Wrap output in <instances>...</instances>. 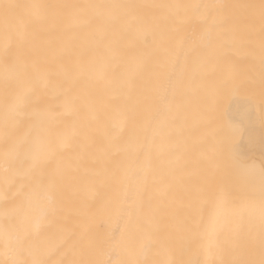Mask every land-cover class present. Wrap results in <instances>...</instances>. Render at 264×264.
<instances>
[{
  "label": "bare ground",
  "instance_id": "6f19581e",
  "mask_svg": "<svg viewBox=\"0 0 264 264\" xmlns=\"http://www.w3.org/2000/svg\"><path fill=\"white\" fill-rule=\"evenodd\" d=\"M2 2L0 264H261V0Z\"/></svg>",
  "mask_w": 264,
  "mask_h": 264
},
{
  "label": "snow or ice",
  "instance_id": "6c2138e0",
  "mask_svg": "<svg viewBox=\"0 0 264 264\" xmlns=\"http://www.w3.org/2000/svg\"><path fill=\"white\" fill-rule=\"evenodd\" d=\"M7 7H13V6L9 5ZM110 7H119V6L113 5ZM169 7L174 9L175 12L177 13L184 12L186 15L190 17L200 19L205 23L206 26L205 32H207L210 28L208 24L209 21L208 9L217 8L220 6L207 5V4L201 5L195 2L192 3L177 2L173 5H170ZM261 9H262V20H264V0H261ZM213 23H215V20H213ZM5 71H7V67L5 68ZM30 102H31V86L27 81H24L22 84L19 85V90L11 98L10 111L6 112L5 114L6 124L9 116L18 117L22 115L28 108ZM229 132H230V136L233 139L240 135L239 129L236 128H231ZM233 146L234 145L232 143H229L228 145L229 153H231ZM16 158L17 157L13 155V150H9L8 152H5L4 161H3V166L5 171H8V168L12 166ZM261 172L262 175H264V169H262ZM50 185L52 187L55 186V178L50 179ZM261 210H262V216H264V182H262L261 185ZM37 235H38V231H37ZM30 237L31 234L26 231L24 232L17 231L15 233H11L7 229H0V240L3 241L6 248L20 249L30 241ZM12 264H23V262L19 260H14L12 261ZM31 264H49V262L43 259H34L31 262ZM60 264H63V262L61 261ZM73 264H76V262H73ZM95 264H103V261H97L95 262ZM261 264H264V261H261Z\"/></svg>",
  "mask_w": 264,
  "mask_h": 264
},
{
  "label": "rangeland",
  "instance_id": "374dc122",
  "mask_svg": "<svg viewBox=\"0 0 264 264\" xmlns=\"http://www.w3.org/2000/svg\"><path fill=\"white\" fill-rule=\"evenodd\" d=\"M2 1H3V0H0V4H1ZM8 1H9V0H8ZM12 1H13V0H10V2H7L6 4H10ZM3 2H4V4H5V1H3ZM3 2H2V3H3ZM6 4H5V5H6ZM12 4H14V2L11 3L10 5H12ZM15 4H17V3H15ZM15 4H14V5H15ZM3 6H4V5H3ZM7 6H9V5H7ZM7 6H6V7H7ZM12 6H13V5H12ZM0 7H1V6H0ZM14 7H16V5H15ZM14 7H12V8L15 9ZM2 9H3V11H7V10L9 9V7H7V10H4L5 7L2 8ZM0 10H1V9H0ZM9 11H11V9H10ZM1 12H2V10H1ZM1 12H0V13H1ZM6 13H7V14H10V12H9V13H8V12H5V14H6ZM3 14H4V13H3ZM0 17H1V18L4 17V19H6V18H7V15H6V16H3V17L0 15ZM1 18H0V19H1Z\"/></svg>",
  "mask_w": 264,
  "mask_h": 264
}]
</instances>
